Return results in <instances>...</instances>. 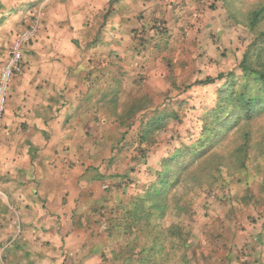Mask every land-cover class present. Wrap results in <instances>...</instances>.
I'll list each match as a JSON object with an SVG mask.
<instances>
[{"label":"rangeland","instance_id":"rangeland-1","mask_svg":"<svg viewBox=\"0 0 264 264\" xmlns=\"http://www.w3.org/2000/svg\"><path fill=\"white\" fill-rule=\"evenodd\" d=\"M115 5L111 4V13ZM130 5L135 17L126 25L137 27L125 35H109L112 49L124 40L128 47L125 52L111 50L104 71L110 83L101 75L91 85L95 97L90 105L98 115L93 118L87 108L91 115L87 118L101 127L93 125L89 135L95 147L89 150L87 161L79 163L92 176L104 174L113 204H119L109 226L114 237L109 264H143L142 254H137L145 250V256L155 259L149 248L142 250L150 244L141 234L136 255L130 257L131 238L124 235L126 219L116 225L125 212L121 206L136 196L135 187L148 182L147 168L200 138L202 117L214 106L217 87L224 80L215 85L200 82L229 72L241 75L245 52L257 48L254 45L260 43L258 36L264 31V19L257 26L250 21L253 13L264 12V0H138ZM92 36L100 39L104 35ZM79 47L86 58L96 60L95 51L85 50L80 43ZM262 47L264 53V42ZM78 72L79 82L91 80L84 70ZM156 114L166 117L164 128L142 145L148 158L144 165L137 159L142 155L137 149L141 122ZM131 168L134 171L129 173ZM200 182L205 185L190 190ZM174 194L183 197L182 206L191 203L190 208L178 211L172 205L160 223L163 228L182 225L189 233L190 264H264V110L249 122L241 120L217 146L193 161ZM171 254L178 257L182 253ZM175 257L168 264H179ZM51 261L47 264H55ZM0 264L8 261L0 258Z\"/></svg>","mask_w":264,"mask_h":264},{"label":"crops","instance_id":"crops-1","mask_svg":"<svg viewBox=\"0 0 264 264\" xmlns=\"http://www.w3.org/2000/svg\"><path fill=\"white\" fill-rule=\"evenodd\" d=\"M131 1L138 2L0 0V69L19 32L41 18L37 37L24 49V71L12 81L0 139V258L8 264L111 263L109 226L119 204L106 178L94 180L79 163L95 147L93 125L101 127L92 120L98 114L90 105L91 85L101 75L109 82L110 53L128 47L124 40L112 49L109 35L137 27L126 25L135 17ZM79 43L96 52L95 61ZM80 69L90 81L77 80Z\"/></svg>","mask_w":264,"mask_h":264},{"label":"trees","instance_id":"trees-1","mask_svg":"<svg viewBox=\"0 0 264 264\" xmlns=\"http://www.w3.org/2000/svg\"><path fill=\"white\" fill-rule=\"evenodd\" d=\"M39 15L34 16V19ZM264 19V12L257 11L253 13L250 21L252 25L257 26ZM41 20V18H40ZM260 45L255 44L257 48L253 50L248 48L241 63V75L233 72L220 74L216 78L207 77L201 81L203 85H215L217 81H223L217 87L215 104L203 115V125L200 138L193 142L192 146H180L172 150L168 158L160 159L157 164L147 168L149 180L143 187H135L138 190L136 196L130 198L123 208L124 214L116 220V225L125 223L124 235L129 237L128 249L131 252L130 257L136 255L135 250L139 241L140 234L149 241V246L145 244L142 250L148 249L150 254H154L155 259H149L144 253L147 250L139 252L142 254L141 262L143 264H168V261L175 257L171 253L180 251L182 254L177 258L179 264H190L192 252L187 236L186 229L179 224L169 228H163L160 221L166 217L170 211V206L178 211L188 210L191 203L184 206L179 203L183 197H176L172 192L184 180V175L193 161L203 157L210 149L217 146L225 135L235 130L241 120L249 122L253 120L258 111L264 110V31L259 34ZM253 46V47H254ZM263 53V54H261ZM164 117L156 114L151 119L145 117L142 119L141 130L138 135L140 151L139 158L144 165L148 164L146 149L143 144L149 142L150 137L157 131L164 128ZM193 160H190V157ZM131 168L129 173L133 172ZM106 177L101 172L94 174V180H102ZM204 182L196 183L191 187V191L196 186H203ZM189 186V185H188ZM126 193V186L124 188ZM173 208V209H174ZM115 221V220H114ZM125 251V248H124ZM171 252V253H170Z\"/></svg>","mask_w":264,"mask_h":264},{"label":"built area","instance_id":"built-area-1","mask_svg":"<svg viewBox=\"0 0 264 264\" xmlns=\"http://www.w3.org/2000/svg\"><path fill=\"white\" fill-rule=\"evenodd\" d=\"M39 27L40 18L36 17L28 28L18 34L11 46L8 58L0 69V139L12 81L23 73L24 49L35 40Z\"/></svg>","mask_w":264,"mask_h":264}]
</instances>
